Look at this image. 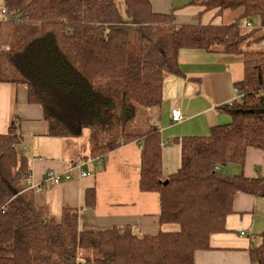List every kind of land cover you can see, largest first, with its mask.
<instances>
[{
  "label": "trees",
  "instance_id": "trees-1",
  "mask_svg": "<svg viewBox=\"0 0 264 264\" xmlns=\"http://www.w3.org/2000/svg\"><path fill=\"white\" fill-rule=\"evenodd\" d=\"M4 2L7 21L17 26L0 49V81L27 86L49 135L88 129L91 157L141 141L139 189L157 192L159 222L178 228L142 235L128 227L80 230L76 210L66 208L58 220L47 218L27 190L13 122L0 134V264H195V252L211 248L210 236L226 231L237 193L264 198V177L220 170L241 166L249 147L264 150V50L251 47L263 41L264 0H189L205 11L237 13L222 24L177 23L150 0H122V10L116 0ZM242 19L259 24L243 30ZM181 49L240 55L243 75L234 88L242 98L219 107L227 122L181 138L180 166L164 177L156 125L139 134L126 125L138 108L161 103L165 77L181 73ZM5 65L16 74L7 75ZM248 254L251 264H264V230Z\"/></svg>",
  "mask_w": 264,
  "mask_h": 264
},
{
  "label": "crops",
  "instance_id": "crops-1",
  "mask_svg": "<svg viewBox=\"0 0 264 264\" xmlns=\"http://www.w3.org/2000/svg\"><path fill=\"white\" fill-rule=\"evenodd\" d=\"M4 1L0 0L2 50H6L3 41L11 38L10 34H3V29L12 25L2 12ZM150 2L156 11H172L177 23L222 24L237 15L228 10L205 11L187 0ZM177 61L181 73L165 77L161 103L142 107L139 117L144 129L149 128L146 125L150 122L158 128L164 177L180 166L182 137L207 135L210 127L229 120L219 107L234 99V83L243 75L242 59L236 54L181 49ZM172 108L180 109V121H171ZM13 122L20 136L19 153L26 158L34 184L48 170L70 174L58 184L26 188L32 191L35 204L46 210L47 218L58 220L66 208L76 210L80 230L128 227L136 235H142L178 228L173 223L159 222L157 192L139 189L141 141L138 139L121 143L102 159L91 157L87 130L74 136L49 135L41 105L28 101L27 86L0 81V134L6 133ZM220 170L228 175L264 177V150L249 147L241 166L229 163ZM81 172L88 174L82 176ZM225 228L226 231L210 236V249L195 252V264H251L248 249L258 243L264 230V198L237 193L225 217Z\"/></svg>",
  "mask_w": 264,
  "mask_h": 264
},
{
  "label": "built area",
  "instance_id": "built-area-1",
  "mask_svg": "<svg viewBox=\"0 0 264 264\" xmlns=\"http://www.w3.org/2000/svg\"><path fill=\"white\" fill-rule=\"evenodd\" d=\"M2 12H4V10H2ZM238 23H239L238 26L242 29H251V28L256 27V25H254L252 21H244V22L240 21ZM234 93H235L234 99L241 100L242 93L239 92L237 89L234 90ZM181 118H182V114H181L180 109L179 108H172L170 111L171 121L172 122H178L181 120ZM74 167H76V166H74ZM215 168H218V167L215 166ZM87 174H88L87 172H81L82 176L87 175ZM69 177H70L69 173L60 174V173L55 172L53 170H48L45 172L44 177L40 180V182H38L36 184H34L32 182V173L31 172H28L26 174L25 180H26V184H27L28 188H34L36 186L37 187H43V186H47L50 184H58L61 181L68 179ZM242 234H243V232H242Z\"/></svg>",
  "mask_w": 264,
  "mask_h": 264
},
{
  "label": "rangeland",
  "instance_id": "rangeland-1",
  "mask_svg": "<svg viewBox=\"0 0 264 264\" xmlns=\"http://www.w3.org/2000/svg\"><path fill=\"white\" fill-rule=\"evenodd\" d=\"M183 1V0H182ZM187 1H189V0H187ZM116 2H117V5H118V7L122 10V6H123V4H122V0H116ZM218 21L219 20H217V21H215V23H218ZM241 21H245V19H242ZM252 22H253V24L254 25H258L259 24V22H258V20L257 19H255V20H251ZM16 26H17V23L16 24H12V25H7V26H5V28L3 29V30H5V31H3V34H5V33H7V34H10L11 35V33L13 32V28H16ZM243 30H249V29H243ZM260 34H264V29H260L258 32H257V35H260ZM10 39V38H9ZM8 39H5L4 41H3V43H4V48H6V50H7V48H8ZM251 47L252 48H256V49H263L264 50V37H263V42L262 41H260V43H252L251 44ZM5 67H7L6 68V74L7 75H15L16 74V71H10L11 72V74H8V72H9V70H10V67L9 66H6L5 65ZM4 67V68H5ZM170 76V75H169ZM147 108V107H146ZM143 112V108H138V110H137V113H136V116L133 118V120L132 121H130V122H128L127 123V125H126V130L127 131H129V132H133V133H143V132H146L150 127H151V125H150V123L149 124H147L146 126H149V128L147 127L146 129H144V127H143V124H141V121H140V119H139V117H140V114ZM87 131V134L89 135V130L88 129H86ZM176 226V225H175ZM258 240V236H256L255 237V243H256V241Z\"/></svg>",
  "mask_w": 264,
  "mask_h": 264
}]
</instances>
